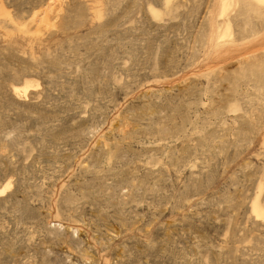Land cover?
<instances>
[{"label": "rangeland", "instance_id": "rangeland-1", "mask_svg": "<svg viewBox=\"0 0 264 264\" xmlns=\"http://www.w3.org/2000/svg\"><path fill=\"white\" fill-rule=\"evenodd\" d=\"M227 1L0 0V264H264V0Z\"/></svg>", "mask_w": 264, "mask_h": 264}, {"label": "bare ground", "instance_id": "bare-ground-1", "mask_svg": "<svg viewBox=\"0 0 264 264\" xmlns=\"http://www.w3.org/2000/svg\"><path fill=\"white\" fill-rule=\"evenodd\" d=\"M227 3H229L227 0H224V2L222 3V9L225 10L226 9V6H227ZM224 14V13H223ZM225 34V33H224ZM229 35V33H228ZM226 36V35H225ZM230 36V35H229ZM224 39V38H223ZM221 40V38H220ZM253 212L255 213V215L259 218H264V213L263 211H261L257 205H254L253 206Z\"/></svg>", "mask_w": 264, "mask_h": 264}]
</instances>
